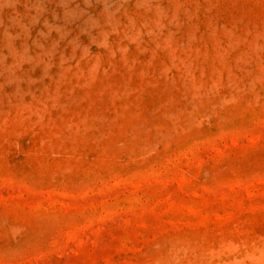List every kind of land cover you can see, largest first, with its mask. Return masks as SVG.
I'll return each mask as SVG.
<instances>
[{"label": "rangeland", "instance_id": "374dc122", "mask_svg": "<svg viewBox=\"0 0 264 264\" xmlns=\"http://www.w3.org/2000/svg\"><path fill=\"white\" fill-rule=\"evenodd\" d=\"M0 264H264V0H0Z\"/></svg>", "mask_w": 264, "mask_h": 264}]
</instances>
